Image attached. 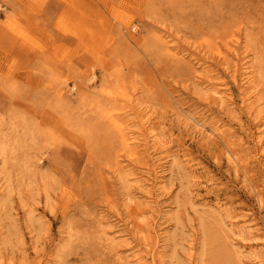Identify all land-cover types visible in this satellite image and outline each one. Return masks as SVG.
I'll return each mask as SVG.
<instances>
[{
	"label": "rangeland",
	"instance_id": "rangeland-1",
	"mask_svg": "<svg viewBox=\"0 0 264 264\" xmlns=\"http://www.w3.org/2000/svg\"><path fill=\"white\" fill-rule=\"evenodd\" d=\"M60 1L0 0V264H264V0Z\"/></svg>",
	"mask_w": 264,
	"mask_h": 264
},
{
	"label": "crops",
	"instance_id": "crops-1",
	"mask_svg": "<svg viewBox=\"0 0 264 264\" xmlns=\"http://www.w3.org/2000/svg\"><path fill=\"white\" fill-rule=\"evenodd\" d=\"M26 3H32V5L36 6V11H33L31 13H29L31 19L33 20V22L36 25V29L40 30V29H44L43 26V19L45 17V14L52 17L53 19L51 21H49V23L53 24L52 28H56V24H57V20L56 17H60L61 12L63 11V13H65L68 9V5L65 2V6L61 7L62 5H60L61 1L60 0H45L44 2H39V0H33L32 2L29 0H25ZM6 2L9 4V13H20L22 14L23 12L26 13L27 11L25 10V8L22 6L24 3V0H6ZM82 5L83 6H90V3H88L86 0L82 1ZM62 13V14H63ZM19 22H23V20L21 18H19L18 20Z\"/></svg>",
	"mask_w": 264,
	"mask_h": 264
}]
</instances>
